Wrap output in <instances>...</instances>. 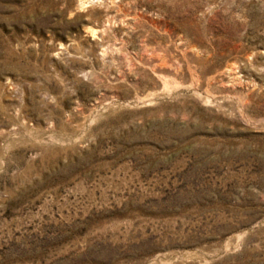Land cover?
<instances>
[{"label": "rangeland", "instance_id": "1", "mask_svg": "<svg viewBox=\"0 0 264 264\" xmlns=\"http://www.w3.org/2000/svg\"><path fill=\"white\" fill-rule=\"evenodd\" d=\"M0 264H264V0H0Z\"/></svg>", "mask_w": 264, "mask_h": 264}]
</instances>
